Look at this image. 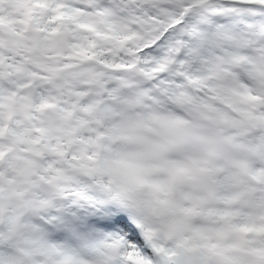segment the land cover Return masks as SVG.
Here are the masks:
<instances>
[{
  "label": "snow or ice",
  "instance_id": "obj_1",
  "mask_svg": "<svg viewBox=\"0 0 264 264\" xmlns=\"http://www.w3.org/2000/svg\"><path fill=\"white\" fill-rule=\"evenodd\" d=\"M0 264H264V0H0Z\"/></svg>",
  "mask_w": 264,
  "mask_h": 264
}]
</instances>
